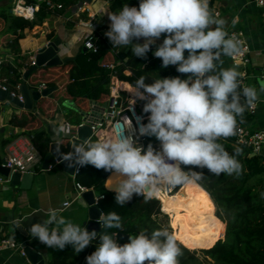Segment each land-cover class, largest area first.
<instances>
[{"label": "clouds", "instance_id": "1", "mask_svg": "<svg viewBox=\"0 0 264 264\" xmlns=\"http://www.w3.org/2000/svg\"><path fill=\"white\" fill-rule=\"evenodd\" d=\"M108 16L105 35L113 48L131 47L135 57L146 58L163 37L154 57L187 78L159 76L147 83L149 78L140 76L130 93L135 104L144 102L148 122L137 117L138 129L133 122L128 128L117 123L108 137L74 143L71 152L61 153L63 160L70 167L91 165L109 173L106 188L115 192L121 207L134 196L151 201L163 189L198 185L204 174L195 168H206L216 177L241 178L246 171L239 159L242 150L236 147L230 153L222 141L237 135L245 113L257 107L264 85L257 89L244 83L239 70L243 62L237 60L244 55L243 41L229 33L227 20L212 12L210 0H140L138 7L125 4ZM237 22L233 18L232 26ZM139 40L143 43H134ZM225 57L233 60L230 67H224ZM69 131L64 123L53 124L57 137ZM140 137H154L159 148L151 143L145 147ZM45 217L31 225L30 236L50 248L71 246L78 254L96 241L86 264H180L184 254L171 226L150 233L141 229L121 244L124 225L115 211L100 214V232L74 223L57 209H48Z\"/></svg>", "mask_w": 264, "mask_h": 264}, {"label": "trees", "instance_id": "2", "mask_svg": "<svg viewBox=\"0 0 264 264\" xmlns=\"http://www.w3.org/2000/svg\"><path fill=\"white\" fill-rule=\"evenodd\" d=\"M28 1L40 3L35 18L29 19L16 15L10 10V6H5L0 10V18L10 19L16 27L25 24L32 26L53 13L62 14L67 7L73 6L76 2V0H58L62 1L64 6L52 9L45 0ZM107 2L106 21L97 29V32L101 34L102 30H106V32L109 30L111 21L108 13L118 12L125 4L130 7H138L140 0H108ZM214 2L215 0H210L212 12L215 7ZM161 43L157 41L146 58H139L134 56L131 47L127 51V48H113L110 40L103 34L96 51L85 48L74 59H68L56 65L37 66L26 79H24L22 68L15 67L5 61L1 66V76L7 78V87L16 93L20 92L19 85L23 81H26L33 91L38 90L41 83H45L46 86L63 87V96L72 99L80 108L85 109L88 101L92 98L105 101L110 95L111 70L105 67V63L108 62L115 64V69L122 80H127L132 84L140 76L149 78L147 83H152V78H159V76L161 78L180 76L182 79H186L187 75L178 73L175 66L164 68L162 60L154 57L153 52ZM123 52H126L125 56H122ZM24 66L26 69L33 66L30 56L24 57ZM57 95V91L53 90L47 95L40 96L36 101L35 109L18 106V110L13 111L10 118L12 125L23 127L22 133L30 136L32 143L41 153L42 159L49 153L52 143L49 133L44 129V119L52 118L59 112ZM253 114L251 111L246 112L242 124L250 123ZM66 116L74 124L82 122L80 113L73 109H68ZM13 139L14 136H11L4 139L3 142L5 144ZM150 139L151 141L156 140L154 137H150ZM222 143L230 153L236 147L242 150L239 159L246 171L241 178L236 179L225 174L216 177L206 168L193 169L204 174V179L199 184L209 192L213 199L219 223L218 230L210 229L211 233L207 239L199 243L197 228L189 226L188 216L185 212L173 218L172 226L184 253L180 257V264H264V198L261 196V193H264L263 159L246 145L238 144L236 136L222 141ZM71 145V135L60 138L61 153L70 152ZM50 160L51 169L61 172L62 164L52 156ZM39 166H35L34 171L40 169ZM107 177H109V173L91 165L82 167L76 175L78 181L93 188L97 194H104L97 201L103 213L115 211L122 217L123 232L116 229L110 230L121 234V238H119L121 244L127 242L129 235H136L141 229H146L150 233L157 227L171 226L169 215L162 210L158 198L145 201L142 197L134 196L129 204L123 207L117 205L115 192L106 188ZM222 220L225 222L224 237ZM96 243L93 241L79 254L74 252L71 246L64 250L49 247L46 264H86V257L96 250ZM189 244L205 247L200 249L205 260L201 259L198 251L190 248Z\"/></svg>", "mask_w": 264, "mask_h": 264}, {"label": "crops", "instance_id": "3", "mask_svg": "<svg viewBox=\"0 0 264 264\" xmlns=\"http://www.w3.org/2000/svg\"><path fill=\"white\" fill-rule=\"evenodd\" d=\"M107 1L90 0L88 6L95 13L103 8L106 17ZM13 3L14 0H0V10L5 6H10L12 11ZM214 6L213 13L227 20L228 29L242 27L246 30L252 46V62L246 66L242 65L239 70L244 73L246 85L259 89L261 85H264V80L261 79V68L264 65V55L262 54L264 50V28L260 19L259 8L250 0H215ZM96 18L97 16L91 18L87 11L77 14L73 6L67 7L62 14L53 13L32 26L25 24L16 27L10 19L1 17L0 56L4 62H10L13 66L22 68L24 71L26 69L24 57L36 54L40 47L49 41H53L57 44L58 53L63 61L74 59L81 51L85 50L82 37L95 27L98 21ZM233 18H238L235 26L231 24ZM105 33L106 30H102V35ZM142 41H134V43H141ZM162 41L163 37L159 42ZM232 64L230 58H224V67H230ZM55 90L58 94L59 112L52 118L44 119V129L50 137L52 124L68 121L72 126L78 125L67 118L68 109L78 111L82 121L84 119L87 121L97 120L106 112L107 100L99 101L92 98L88 101L87 107L82 109L72 99L63 96V87H57ZM16 110H18L17 105L9 101H0V164L11 148H20L30 141V136L22 133L23 127L10 123L12 113ZM248 124L253 128L264 130V94L261 95L253 118ZM11 136H14V139L4 144L3 140ZM97 138L92 135L90 139L96 140ZM51 139L52 142L56 141L59 144L60 139ZM59 152L61 153V151ZM51 156L56 159L54 154ZM43 160L39 166L40 169L34 171L30 187H20L14 184L11 179L0 183V235L9 234L18 238L22 243L27 242L40 251L46 261L49 247L37 239H33L28 229L33 223L44 220L46 218L45 212L50 208L59 210L66 218L84 226V221L89 218V203L83 193L75 198L77 189L73 184L72 176L64 170V167H62L61 172L51 169V163L49 168H44ZM1 175L4 174L0 173ZM7 177L10 178V175ZM66 200L71 201L70 205H64ZM17 219L20 220L28 233L27 235L18 229L15 223ZM0 264L33 263L26 254H23L21 248H3L0 249Z\"/></svg>", "mask_w": 264, "mask_h": 264}, {"label": "built area", "instance_id": "4", "mask_svg": "<svg viewBox=\"0 0 264 264\" xmlns=\"http://www.w3.org/2000/svg\"><path fill=\"white\" fill-rule=\"evenodd\" d=\"M250 1L259 8L260 19L262 26L264 28V3H262L261 0H250ZM45 2L52 9L62 8L64 6V3L58 0H45ZM39 8H40V3L38 1L29 2L28 0H14L12 6V12L16 15L33 19L35 18ZM73 9L77 14H79L80 12L87 11L91 18H95V16H97L96 19L98 21L95 24V27L82 37L83 45L90 50L96 51L99 48L100 40L103 37L101 33L97 32V29L101 25H103L106 21L103 8H100L95 13L90 10L87 0H76V2L73 4ZM228 31L229 33H235L238 36V38L243 41L244 55L242 57H237V60H241L243 62V66L250 64L252 62V57H251L252 46L250 44L246 30L242 27H232L228 29ZM262 54L264 55V50ZM35 55L36 54L30 55L31 62L33 64H35L36 62ZM231 61L233 63L232 59ZM3 62L4 59L0 56V68ZM105 67L111 70L110 78H109L110 95L106 101V112L103 116H101L97 120L90 121L93 135H95L100 139L108 137L112 133V130L117 125V123L121 124L124 128H128L131 126L133 122V126L136 129H138L139 124L137 123V117H142L143 119L141 122L145 124L148 122L147 119L148 114L143 113L144 102L137 100L135 104V101L133 100L134 97L130 93L134 84L122 80L119 77L118 72L115 69V64L113 62L105 63ZM127 73L129 72L127 71ZM261 77L264 80V65L261 68ZM6 80H7L6 77L1 76L0 86H2L5 89H8L6 85ZM44 87H46V84L41 83L39 84L38 90H42ZM11 92L15 95H18L19 98L22 99L20 93H16L15 91L12 90ZM255 109L251 110V112L254 113ZM125 117L129 118L127 123H125ZM64 124L70 129V131L67 134L61 133L57 137L56 134L53 132V124H52L51 138L60 139L65 135H71V136L76 135L77 127L78 125L82 124V122L79 123L77 126H72L68 121H66ZM139 142L145 147H147V145L151 143L157 149L159 148V142L157 140L151 141L150 137H140ZM236 142L238 144L246 145L248 148L251 149L253 153L259 154L264 162V130L253 128L249 124H239V130L236 135ZM2 163L5 166L9 167L11 171L18 170L21 172H28V171L34 172L35 166L40 165L42 163V156L41 153L34 146L30 138V141H28L24 146H21L20 148L19 147L11 148L9 153L4 157ZM81 168L82 167L75 166L74 174L72 175L73 184L77 189V194L75 198L81 196L84 191L93 189L87 187L86 185H84L83 183H81L76 179V175L80 172ZM8 180H10L9 177L4 175L0 176V183ZM178 189L179 188L163 189L158 193L157 198L161 202V208L163 211L170 213L163 207L164 197L175 194V192ZM103 196L104 194H97L94 191V198L96 203L99 200V198ZM70 203L71 201L66 200L64 202V205H70ZM102 212L103 211L101 209V213ZM3 248H21L23 254H25L22 246V242L18 238L9 234L0 235V249Z\"/></svg>", "mask_w": 264, "mask_h": 264}, {"label": "water", "instance_id": "5", "mask_svg": "<svg viewBox=\"0 0 264 264\" xmlns=\"http://www.w3.org/2000/svg\"><path fill=\"white\" fill-rule=\"evenodd\" d=\"M87 1H90V0H87ZM127 50L128 48L126 49V51ZM125 54L126 52H123L122 56H125ZM35 61L36 62L35 64H33L32 67L24 70V79H26L29 73L37 66L56 65V64H60L63 62V60L61 59L58 53V46L53 41H49L48 43H46L45 45L39 48V50L37 51L35 55ZM56 88L57 86H46L42 90L33 91L28 87L26 81H23L19 85V90H20L19 93L22 96V99H20L19 96L13 94L9 88L5 89L2 86H0V101H9L19 106L20 108L35 109L37 99L42 95H47L51 93ZM92 135H93V132L91 128V122L84 119L82 121V124L78 125L76 135L72 136V145L74 143H80L84 139H90ZM57 144L58 142L56 141L52 142L51 150L45 156L43 160V167L49 168L50 156L51 154H54L56 159L64 167V170L72 176L74 174L75 166L70 167L69 166L70 162L63 160L61 153L57 151ZM72 145H71L70 152L72 151ZM0 173L6 176L10 175L11 181L14 184L19 185L20 187H23V188L30 187L33 181V177H34V172L32 171H28V172H21L18 170L11 171V169L5 166L3 163L0 164ZM83 195L89 203V209H88L89 218L84 221V225L89 228V231L93 229H95L98 232L104 231L101 228L100 224L97 222L98 221L97 219L99 218L100 213H101V208L95 201L94 190L93 189L86 190L83 192ZM15 223L17 224V227L20 230V232H22L24 235L28 234L26 230L23 228L20 220L18 219L15 220ZM118 238H121V234H119ZM22 246H23L25 254L27 255V257L33 264H46L44 256L40 251H38L37 249L27 244V242H23Z\"/></svg>", "mask_w": 264, "mask_h": 264}, {"label": "bare ground", "instance_id": "6", "mask_svg": "<svg viewBox=\"0 0 264 264\" xmlns=\"http://www.w3.org/2000/svg\"><path fill=\"white\" fill-rule=\"evenodd\" d=\"M108 183L107 180L106 184ZM206 195L207 192L200 184L179 188L175 194L164 197L163 207L170 212L172 218L179 216L183 212L181 210H191V207H195L201 213L208 212L212 205Z\"/></svg>", "mask_w": 264, "mask_h": 264}, {"label": "rangeland", "instance_id": "7", "mask_svg": "<svg viewBox=\"0 0 264 264\" xmlns=\"http://www.w3.org/2000/svg\"><path fill=\"white\" fill-rule=\"evenodd\" d=\"M204 190L207 192L206 197H207L208 201L211 202V205H212V209L210 211L201 213L195 207H191V210H181L187 214L189 226L197 228V232H198V240L197 241L199 243L202 241H205L207 239V237L211 233L210 229L213 228V229H215V231H217L218 230L217 226L219 223V219L217 218V216L215 214V209H216L215 203H214L213 199L211 198L209 192L205 188H204ZM168 215L170 218V224L172 226L173 218L170 216V213H168ZM222 223H223L222 224V234L224 237L225 222L222 220ZM172 229L174 230L173 226H172ZM188 246L192 249H196L199 253L200 258L205 260V256H204L203 252L200 250L201 248H205V247L200 246V245H193V244H189Z\"/></svg>", "mask_w": 264, "mask_h": 264}]
</instances>
